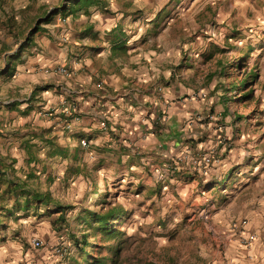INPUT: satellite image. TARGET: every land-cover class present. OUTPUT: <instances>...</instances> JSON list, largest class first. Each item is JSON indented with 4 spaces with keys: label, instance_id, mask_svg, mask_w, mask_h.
<instances>
[{
    "label": "rangeland",
    "instance_id": "rangeland-1",
    "mask_svg": "<svg viewBox=\"0 0 264 264\" xmlns=\"http://www.w3.org/2000/svg\"><path fill=\"white\" fill-rule=\"evenodd\" d=\"M72 1L0 0V140L34 135L39 142L38 135L47 134L39 122L49 116L48 109L28 115L26 108L4 103L19 96L11 90L15 60L9 61L15 57L16 64L22 62L28 49L18 50L27 36L37 39L63 25ZM124 1L125 11L154 14L164 6L162 18L143 20L150 48L165 46L168 56L175 50L180 58L169 68L193 71L196 84L208 90L209 104L184 120L186 134L163 110L152 115L147 133L165 145L156 155V168L153 161L143 162L133 145L120 141L104 151L90 139L83 145L76 137L78 149L69 159L50 160L39 147L45 157L37 165L35 182L64 205L65 218L60 221L59 211L45 210L28 228L18 218H25L23 213L3 215L1 246L17 255L30 253L36 260L31 264H101L99 258L105 264H220L226 260L228 234L238 226H264V0ZM177 4L181 7L175 10ZM17 51L21 58L14 56ZM192 123L204 127L203 132L188 128ZM59 130L52 139L63 137ZM173 176L185 177V191L183 183L169 182ZM114 209L119 214L109 221L118 229L113 237L86 220L92 212ZM25 231L32 232L30 241L38 238L42 245L35 249L24 237H12ZM255 232L243 244L253 245L259 239ZM85 234L90 243L84 252L80 240ZM62 247L66 252L60 257L57 248ZM16 257L12 261L21 262Z\"/></svg>",
    "mask_w": 264,
    "mask_h": 264
},
{
    "label": "crops",
    "instance_id": "crops-1",
    "mask_svg": "<svg viewBox=\"0 0 264 264\" xmlns=\"http://www.w3.org/2000/svg\"><path fill=\"white\" fill-rule=\"evenodd\" d=\"M76 1H72L71 9H66V14L70 13L57 30L52 27L49 29L52 33L44 31L37 39L31 36L29 43H25L27 37L21 42V45L25 44L20 45L18 51L28 49L21 63L16 64L15 57L9 61L15 60L11 69V90L19 96L4 100V103H12L15 109L26 108L28 115H35L43 108L49 110V116L39 122L46 126L47 134L38 137L46 141L38 142L34 135L8 143L0 140V166L14 161L22 181L34 190H47L40 189L35 182L37 165L45 157L44 153L37 152L39 147L48 152L50 160L62 155L69 159L72 151L78 149L76 137L88 138L95 149L104 151L108 145L113 147L120 141L121 145H133L134 153L140 154L146 164L153 161L152 167L156 168V155L163 152L165 145L159 143L154 133H147L152 127V115L163 110L169 119H174L176 129L186 134L188 129L183 126L184 120L192 118L210 102L208 90L196 84L193 71L169 68L171 62L180 58L176 57L175 50H170L173 55L168 56L165 46L159 48L160 44H157L156 49L150 48L149 26L143 20H159L165 12L164 6L151 14L134 12V8L122 10L124 0H88L80 4ZM148 2L150 0L141 1L143 5ZM214 2L216 0H212ZM136 3L140 0H129L125 4ZM176 7L180 8L181 4H177L175 10ZM181 49L179 46L177 52L180 53ZM18 51L14 56L18 54L21 58ZM58 65L65 66L68 73L58 71ZM192 125L203 132L204 127L199 128L195 123L188 128ZM59 127L63 137L52 139ZM184 179L173 176L169 182L183 183L181 188L185 191L189 183ZM3 187L0 184V192ZM8 206H14L12 200ZM15 211V216L25 215V218H18L30 228L32 223L38 222L37 216L43 210L38 213L32 206ZM261 229H264L263 224L257 227L244 225L228 234L225 238L226 260H221L220 264H264L261 257L264 254V232L261 233ZM255 231H258L259 239H255L251 246L243 244L245 238ZM13 234L12 237L19 238V241L24 237L37 249L33 239L30 241L31 231ZM1 245L0 242V264L36 262L30 253L13 254L10 246L5 250ZM14 257L21 258V262H13Z\"/></svg>",
    "mask_w": 264,
    "mask_h": 264
},
{
    "label": "trees",
    "instance_id": "trees-1",
    "mask_svg": "<svg viewBox=\"0 0 264 264\" xmlns=\"http://www.w3.org/2000/svg\"><path fill=\"white\" fill-rule=\"evenodd\" d=\"M85 1L88 0H77L76 2L80 4ZM60 8V11L64 9L63 7ZM33 30L35 31L37 29H32L31 32H33ZM30 38L31 35L27 36L25 43H29ZM24 44H22L21 47ZM245 83L246 82L244 81L240 84L245 85ZM15 165L16 164L13 161L9 164H4L3 167L0 168V184L4 186L2 191L0 192V218H2L3 215L10 216L15 214V210H27L29 207L33 206L34 209L38 211V213H40L42 210H57L60 212L57 219L63 221L65 218V213L63 209L64 205L59 201V199L54 197L49 190H34L28 188L25 185V182L22 181V177L18 175L19 168H17ZM11 200L13 201V207L8 206V202ZM117 214H119V212H117L116 209L108 213L92 212L90 216L86 215V220L90 224L92 222L97 223L99 228L105 231L108 235V238H110L113 237L116 232H118V229H115L109 223L110 219L116 216ZM87 236L88 235L85 234L84 237H82L80 240V242L83 243L81 248L84 252L86 250V245L90 243V241L87 239ZM77 242H79V239H77ZM86 254L89 255L90 253ZM97 260L101 264H105V260H102L100 258Z\"/></svg>",
    "mask_w": 264,
    "mask_h": 264
},
{
    "label": "built area",
    "instance_id": "built-area-1",
    "mask_svg": "<svg viewBox=\"0 0 264 264\" xmlns=\"http://www.w3.org/2000/svg\"><path fill=\"white\" fill-rule=\"evenodd\" d=\"M57 70H58V71H61V72H63V73H68V69H67L65 66H63V65H58V66H57ZM82 144H83V145H88V144H89V141L86 140V139H83V140H82ZM161 174H162V173H161ZM250 238H253V235H250L249 237L245 238L244 241H245V242H248V241H250ZM244 241H243V242H244ZM32 243H33V245H34L35 247H39V246L41 245V241H40L38 238H34V239L32 240ZM65 252H66L65 247L57 248L58 256L63 257L64 254H65Z\"/></svg>",
    "mask_w": 264,
    "mask_h": 264
}]
</instances>
